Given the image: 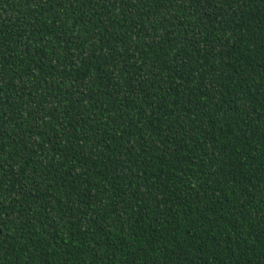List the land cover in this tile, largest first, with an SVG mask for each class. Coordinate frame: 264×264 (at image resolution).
I'll return each mask as SVG.
<instances>
[{
  "label": "trees",
  "instance_id": "trees-1",
  "mask_svg": "<svg viewBox=\"0 0 264 264\" xmlns=\"http://www.w3.org/2000/svg\"><path fill=\"white\" fill-rule=\"evenodd\" d=\"M0 264H264V0H0Z\"/></svg>",
  "mask_w": 264,
  "mask_h": 264
}]
</instances>
